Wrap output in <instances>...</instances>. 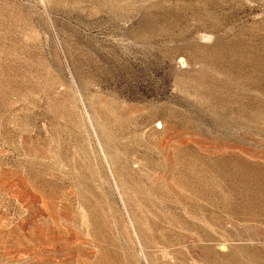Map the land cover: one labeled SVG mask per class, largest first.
<instances>
[{
    "label": "rangeland",
    "instance_id": "1",
    "mask_svg": "<svg viewBox=\"0 0 264 264\" xmlns=\"http://www.w3.org/2000/svg\"><path fill=\"white\" fill-rule=\"evenodd\" d=\"M0 264H264V0H0Z\"/></svg>",
    "mask_w": 264,
    "mask_h": 264
}]
</instances>
